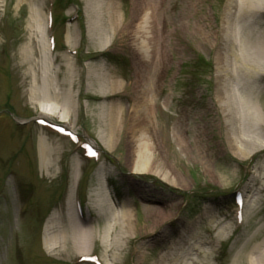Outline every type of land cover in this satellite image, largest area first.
I'll list each match as a JSON object with an SVG mask.
<instances>
[{
    "label": "rangeland",
    "instance_id": "1",
    "mask_svg": "<svg viewBox=\"0 0 264 264\" xmlns=\"http://www.w3.org/2000/svg\"><path fill=\"white\" fill-rule=\"evenodd\" d=\"M51 1L54 28L46 37L48 42L53 34L57 44L47 62H53L60 78L49 95L54 101L56 94L55 116L63 113L64 118L48 119L77 131V144L34 124L27 132L22 124L39 111L29 101L31 48L37 49L39 68L43 56L38 44L30 46L36 34L29 30V10L39 9L45 28ZM92 1L0 0V264H93L82 258L87 256L102 264H166L165 258L173 256L170 246L180 242L179 264L256 260L264 252V75L253 73L254 48L224 46L222 35L227 27L254 44L256 30L264 34V13L248 7L259 8L258 0H243V6L231 0L227 25V0H100L98 19L89 14ZM143 1H163L155 19ZM240 11L245 16L239 17ZM201 17L213 27L212 35L198 28ZM141 26L145 57L134 43V29ZM157 30L164 36L158 45ZM259 42L264 46V37ZM23 49L27 62L20 57ZM222 70L233 90L229 93L244 104L250 99L248 112L231 99V130L217 96ZM113 80L121 87L114 88ZM137 80L140 90L152 85L157 103L146 108L149 124L137 123L132 139L127 125L113 132L120 110L111 122L105 110L117 103L132 112ZM37 94L38 101L45 100L42 91ZM230 135L244 154L231 149ZM86 140L98 153L92 163L82 153ZM41 142L51 175L40 167ZM143 145L160 168L143 167L135 174ZM98 190L104 197L125 198L128 212L100 217L93 201ZM235 191L243 197L239 223ZM71 218L87 230L88 255L74 250ZM194 244L205 251L189 252Z\"/></svg>",
    "mask_w": 264,
    "mask_h": 264
},
{
    "label": "bare ground",
    "instance_id": "2",
    "mask_svg": "<svg viewBox=\"0 0 264 264\" xmlns=\"http://www.w3.org/2000/svg\"><path fill=\"white\" fill-rule=\"evenodd\" d=\"M231 0H227V4H226V9L223 13L224 18H226L225 20V24H229V22L232 19V14L229 15V13H227V11H229L228 5L229 2ZM239 5L243 6L244 1L243 0H237ZM144 2V1H143ZM163 1H158L156 3H151L149 5V2L146 4V2H144V4L142 3V5H149L147 6V10L149 11V15L155 19L156 18V12H157V8H159L161 6ZM101 4H103L100 0H94L90 3L89 5V14H91L93 17L97 19L99 18V14L100 12V8H101ZM257 5H260L259 8L258 7H248V9L250 8L249 11H253L256 10L257 12H255V14H262V12H264V0H258ZM247 7V5H246ZM228 8V9H227ZM258 9V10H257ZM243 11H245V9H242ZM261 10V11H260ZM240 11L239 13V17L243 14L244 12ZM29 30L31 31V33L36 34L32 35L31 37H34L31 39L30 41V46L33 44H38L39 50L40 52L43 54L42 56V68L38 67V61L36 58V51L37 49L31 48V59L29 60V64L32 66L31 73H30V77H31V82H30V103L32 105V107L36 108L38 106V110L40 111V114L46 116V117H50V116H55L57 115V106L55 105V101H56V94L55 95V99L54 101H52V96L50 97L49 93L52 91V87H54V79L55 78H60V74L58 72H54L53 73V68H52V63L51 61L47 62L49 59V53H48V48H47V52L45 51L46 48L44 46L45 42L47 44V37L45 36V28L43 27V21H42V15L39 12V9L31 7L29 10ZM242 16V17H244ZM113 19V18H112ZM206 18L205 17H201L198 18V23H200L198 25V28H200L202 31H204V33L207 34H213V27L209 24V22L205 21ZM259 25L257 24V27ZM256 35H255V43L251 44L250 41H245L243 39V37H236L234 34H232L231 31H229V29L226 27V31L224 32V35H222V42L224 46L229 45L230 43L235 44L239 49H244L245 47H252L254 48L255 51L253 54V57H256L259 59H256L253 61L252 67H253V73L254 75L260 76V75H264V46L261 44V42H259L261 39H263L264 34L262 31L260 30H256ZM145 34L146 31L145 29L141 26V27H136L134 29V43L136 44V47H139L140 49V55L142 57H145V41L143 39H145ZM95 35V33H93V31L91 30V36ZM157 37H159L157 39V45L159 41H162V39L164 38V36H162V33L160 34V32L157 30ZM210 37V36H209ZM162 45V44H161ZM155 50V49H154ZM151 51V55L154 58H157L158 61V52L157 51ZM38 54V53H37ZM150 55V56H151ZM21 59L24 60L25 62H27V50L24 51V49L22 50L21 53ZM252 70V68H251ZM73 73V71H71V74ZM224 70L220 71L219 74L217 75V81H218V88H217V96H218V102L220 107L222 108L224 114H225V118L227 120V126L228 129L231 130L232 125H233V118L235 113L233 112V106L231 103V99L232 101H235L236 104H244V100H240L239 97H236V94H230L231 92H233V90H231V88H229V84L228 82L225 80V77L223 76ZM54 74V75H53ZM67 74V73H66ZM26 76V75H25ZM27 77V76H26ZM28 78V77H27ZM53 78V79H52ZM65 81H67L69 78L65 76V78H63ZM26 80V79H25ZM119 84V83H118ZM116 81L113 80V86L114 88L117 87H121L120 85H118ZM152 86V85H151ZM151 86L149 87V89H145L142 88V90H140V84H139V80H137V82L134 84V89L136 88V95H135V103L133 106V110L132 112L128 113L125 111H123L122 109H120V105L117 103H110L107 105V110H105V113L107 114V116L109 117V121L111 122L114 118V113L119 109L120 111L117 113L116 115V120L114 122H112L111 126H113V132L115 129H124L125 126H129L128 131H129V135H131L130 137L133 139L135 138V135H137V131H136V126H138L137 123H145L149 124L148 121V117L146 116V108L149 109V106H156L157 103V97L155 96V93L153 92V88L151 89ZM137 88L139 90H137ZM155 88V85H154ZM255 91L258 90V87L253 85L252 87ZM133 89V90H134ZM42 91V93L45 95V100L43 101H38V92ZM230 92V93H229ZM104 94V93H102ZM105 98H107L106 96H103ZM248 99L245 104H244V109L245 111L249 110L250 108H248V103H249ZM51 104L53 106H51ZM36 106V107H35ZM241 110V109H240ZM243 111V110H242ZM239 112V110H238ZM248 112V111H247ZM56 118L59 119H63V113L60 116H55ZM132 120V123L129 124L128 121ZM62 122H65V120H63ZM147 130H151L150 125H147ZM114 134H111L109 136L108 142H105V145H109V140L111 139V141H113V136ZM229 138V144L232 150H237L240 152L241 154H244L243 150H241L239 148V145L234 141L233 137H231V135L228 137ZM101 140V139H100ZM137 141V140H136ZM249 142V141H248ZM237 144V145H236ZM183 146V145H182ZM262 145H260L261 147ZM139 152L136 155V159H135V167L132 170V173H137L140 174L142 172H144L145 170L143 169V167H155V168H160L159 163L156 159L154 158H150L146 148L143 146H141V148H139ZM45 146H43L42 142L39 143V157H40V167L43 168L44 172L47 175H51V169H52V163L49 159V161L46 160V155L47 152L45 151ZM50 164V166H49ZM95 195V200L94 204L95 207L98 211V215L100 217H105L110 211H121L124 212L123 214H126L128 212V207H127V200L125 198H121V199H117V198H113L111 196H108L105 194L104 196H101V190H98V192H94ZM71 222L72 225L70 226L71 228V236H70V240L71 243L74 247V250L79 252V255H88V251L85 250L86 249V245H88V236H87V230H85L83 227H78L77 224L74 223V221H72L71 218ZM46 231L48 230V225L45 226ZM68 238V236L66 235V232L64 234V236L62 237L63 239V244L66 242V239ZM182 240V239H181ZM181 243V242H180ZM178 244L179 246H170V250H171V255H173L170 259L165 258V262L166 264H179V259L177 258V256L181 253L182 251V243ZM50 244H53L52 247H54L56 245V241L55 240H51ZM186 246H188L189 244L186 243ZM196 244V242H195ZM194 244V246L189 247L188 250L189 252L192 250H195L196 252L198 251L200 253L204 252L205 248L202 249L201 246H196ZM202 244V243H200ZM209 244H212L211 242ZM51 247V248H52ZM56 248V247H55ZM53 251V249H52ZM211 251V250H210ZM209 253V252H208ZM211 254V253H210ZM167 259V260H166ZM248 263L249 264H264V252H259L258 253V258L256 260H251L248 258Z\"/></svg>",
    "mask_w": 264,
    "mask_h": 264
}]
</instances>
